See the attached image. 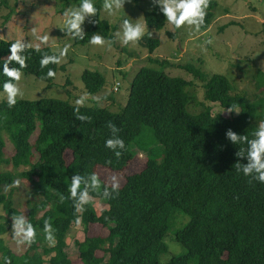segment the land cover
<instances>
[{
  "label": "trees",
  "instance_id": "16d2710c",
  "mask_svg": "<svg viewBox=\"0 0 264 264\" xmlns=\"http://www.w3.org/2000/svg\"><path fill=\"white\" fill-rule=\"evenodd\" d=\"M69 1L72 6L78 2ZM214 3L209 1L208 6ZM95 7L97 23H89L84 38L74 39L75 44L86 43L93 32L105 40L112 38L114 44V28L100 15L101 0H96ZM211 17L208 11L206 26ZM143 19L150 33L166 23L157 6L144 12ZM11 41L0 40V62L7 58ZM139 43L152 53L159 40L145 35ZM40 48L43 53L58 54L48 46ZM39 56L29 48L26 67L21 71L49 86L54 77H46L47 69L38 64ZM147 59L155 64L164 61L151 56ZM9 66L16 65L9 62ZM183 67L194 78H203L198 67L189 63ZM47 68L55 73L64 70L59 64ZM80 79L83 90L91 95L104 85V77L97 70L83 69ZM187 84L162 69L140 66L120 111L85 105L80 112L89 120L83 122L75 119L73 104L65 100L18 99L11 109L1 100L0 166L11 165L16 171L27 168L17 173L0 170V235L11 226L12 216L23 214L37 229V238L22 254L11 251L0 238V255H7L11 264H264V183H249L236 174L232 165L237 159L246 161L234 155L238 145L224 135L228 129L250 135L255 124L264 119V93L254 98L231 94L232 85L226 76L213 73L203 82L204 109L189 113L185 107ZM256 87L264 89L262 71H257ZM207 101L238 111L229 116L212 114ZM106 121L120 128L125 149L119 157L104 147V139L109 136ZM4 140L11 145L7 157ZM140 144L145 146V162L138 171L124 175L116 194L105 199L98 192L90 193L107 206L97 214L90 202L84 213L75 212L65 190L68 177L73 172L95 173L103 187L107 182L95 167L121 171L135 157ZM16 176L30 183L25 212L14 206L10 191L4 193ZM57 191L65 195L62 203L57 201ZM177 216L186 220L171 230ZM76 217L86 226L98 224L100 232L85 235L82 241L74 240L77 255L71 259L64 248L67 231ZM46 218L55 229L53 245L43 239L41 228ZM167 237L177 251L181 247V252L162 255L175 252L170 250Z\"/></svg>",
  "mask_w": 264,
  "mask_h": 264
},
{
  "label": "rangeland",
  "instance_id": "374dc122",
  "mask_svg": "<svg viewBox=\"0 0 264 264\" xmlns=\"http://www.w3.org/2000/svg\"><path fill=\"white\" fill-rule=\"evenodd\" d=\"M215 2L213 6L207 8L212 17L209 19L207 28H201L199 32L193 33L185 26L180 29H173L167 24L161 30L153 31L151 35L159 40V45L149 53L148 50L137 42H130L121 47L119 41L115 39L110 46L90 45L88 41L83 44H75L74 39L64 34L61 30L63 16L62 12L66 7L72 6L69 0H0V40H15L24 37L30 44H38L39 41L33 35L47 34L48 41L42 46H48L58 52L59 48L65 44L69 45L67 55L61 58L59 65L64 66V70L58 69L48 86L42 80L32 75L24 74L19 82V86L24 92L22 99L37 100L43 97L57 98L73 104L75 98L83 90L80 75L83 69L97 70L104 77V85L95 96L101 99L98 102L86 101L85 105L95 104L97 107L108 108L112 112H118L126 103L131 80L140 66H150L162 69L171 76H178L189 82L185 92L188 100L186 110L190 113H198L203 110V82L211 74L219 73L226 76L232 85L231 94H241L254 98L264 89H257V71L264 73V0H209ZM156 5L151 0H124V13L132 19L140 17L144 23L143 13L151 11ZM102 18L107 19L112 29V33L119 30L120 16H108L101 10ZM89 23L87 18L82 24L84 31ZM145 24V23H144ZM167 32L174 33L173 37ZM115 38V37H114ZM107 42V40H106ZM164 60L162 64H155L148 61V57ZM186 63L198 67L202 71L203 78L196 79L186 70L183 65ZM163 65V67L161 66ZM66 79L70 85H66ZM117 85V90L112 91V87ZM66 86H65V85ZM70 92V94H69ZM2 95V94H0ZM2 99H0L1 101ZM211 106L212 114H222L223 116L234 115L237 111H226L216 102H205ZM238 110V108H235ZM37 130L33 133L35 136ZM7 143L8 151L4 153L7 157L11 150V145ZM36 159V156H35ZM145 146L136 147L135 157L121 171H112L104 167H95V171L104 178L107 183L115 182L121 186L124 175L138 171L145 162ZM27 167H19L16 171L11 165L2 164L0 170H8L17 173ZM17 186L13 184L4 188V193L10 191L11 199L16 208L25 212L26 200L30 198V183L21 178L15 177ZM97 214L104 205L96 198L90 201ZM3 214L0 208V215ZM77 218V217H76ZM76 218L67 231L65 252L71 259H75L77 248L74 240L82 241L85 235H99L100 226L98 224L84 225L77 223ZM186 220L183 216H177L173 220L171 230L181 226ZM106 232V231H104ZM3 243L14 253L22 254L26 251V245H17L11 235V226L0 235ZM166 241L170 250L175 252H165L162 255L174 254L177 247L167 237ZM54 244V243H53ZM51 244V245H53ZM48 245H50L48 243ZM178 247V248H179ZM167 256L163 258L165 260ZM47 264V263H44Z\"/></svg>",
  "mask_w": 264,
  "mask_h": 264
},
{
  "label": "clouds",
  "instance_id": "9594fccd",
  "mask_svg": "<svg viewBox=\"0 0 264 264\" xmlns=\"http://www.w3.org/2000/svg\"><path fill=\"white\" fill-rule=\"evenodd\" d=\"M124 0H101V9L108 16L119 15V30L114 33L115 39L119 41L121 47L128 45L130 42H137L142 36H151L150 32L146 31V25L141 22L140 17L132 19L127 16L123 10ZM158 7L159 12L171 25L173 29H180L182 26L188 28L191 32H199L204 25V18L208 8L209 0H151ZM96 0H78V2L70 7H66L62 12L63 21L62 28L64 34L72 39L82 40L85 36V31L82 24L86 18L88 22L97 23V8L95 7ZM95 17V19H93ZM35 38L39 41L38 44H30L24 37L12 40L8 44L7 58L0 62V99L3 104L11 109L17 103L18 99L24 97V92L19 86L22 77V69L26 67V51L31 48L32 51L40 53L38 64L41 69H47L46 77H54L55 72L52 68H47L49 64H59L61 58L65 57L68 52L69 45L65 44L59 48L58 54L43 53L40 44H46L48 35H36ZM109 46L113 43V39L109 38L106 42L105 38L100 34L93 32L88 37L90 45H105ZM9 62H14V66H9ZM117 85L112 87V91L117 90ZM116 87V89H114ZM99 96L91 95L87 92H82L73 102L72 112L75 119L80 122L89 120V117L80 112V108L85 106L86 101L98 102ZM226 111H238L228 105ZM105 127L108 129L109 136L104 139V147L109 149L114 156L119 157L121 150L125 149L124 140L120 137V128L112 121H106ZM225 137L233 145H238L234 155L237 158L243 157L245 163H241L239 159L232 165L237 175H242L248 179V182L256 181L264 183V119H261L255 124L254 130L250 135L238 134L231 129L224 133ZM101 181L95 173L81 175L78 172H73L68 177L65 183L67 199L71 201L73 210L78 213H84L85 205L91 201L90 193H97L105 199L111 198L118 192V184L115 178H112L111 184L105 183L101 187ZM13 186L19 184L18 181L12 182ZM57 201L62 203L65 200L63 192H56ZM106 207V206H105ZM102 209V208H101ZM100 209V210H101ZM76 222H80V217L76 218ZM41 231L43 239L50 245L55 240V229L49 219H44ZM11 235L17 245L24 244L31 246L37 238V229L33 224L25 218L23 214L11 217ZM0 264H11V260L7 255H0Z\"/></svg>",
  "mask_w": 264,
  "mask_h": 264
},
{
  "label": "built area",
  "instance_id": "2783aa9c",
  "mask_svg": "<svg viewBox=\"0 0 264 264\" xmlns=\"http://www.w3.org/2000/svg\"><path fill=\"white\" fill-rule=\"evenodd\" d=\"M114 89H116V87H114Z\"/></svg>",
  "mask_w": 264,
  "mask_h": 264
}]
</instances>
